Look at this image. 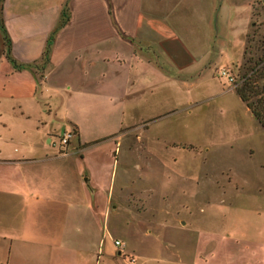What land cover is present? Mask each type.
<instances>
[{
  "label": "crops",
  "instance_id": "0c3cea01",
  "mask_svg": "<svg viewBox=\"0 0 264 264\" xmlns=\"http://www.w3.org/2000/svg\"><path fill=\"white\" fill-rule=\"evenodd\" d=\"M254 1L0 0V264H264L262 206L232 221L189 220L187 204L150 226L126 218L121 251L107 225L126 107L221 96L198 84L240 58L246 28L217 42L214 17L228 11L233 34ZM55 131L72 132L63 154Z\"/></svg>",
  "mask_w": 264,
  "mask_h": 264
},
{
  "label": "rangeland",
  "instance_id": "374dc122",
  "mask_svg": "<svg viewBox=\"0 0 264 264\" xmlns=\"http://www.w3.org/2000/svg\"><path fill=\"white\" fill-rule=\"evenodd\" d=\"M248 16L244 6L235 18L236 30L232 34L228 26L231 15L222 9L219 17H214L217 42L238 43L241 37L237 30L240 33L242 25L246 28L243 47L246 34L253 38L251 44L264 39V1L255 0L249 19ZM241 56L231 64L229 58L222 57L211 68L213 78L198 84L200 91H204L206 84L211 85V91L220 88L221 96L184 100L183 94L175 93L126 107L122 116L126 123L114 136L109 204L116 205L118 210L117 217L107 221L114 238L125 240L126 218L150 226L159 219L172 218L178 204L190 207V215L181 211L182 216L203 223L217 221L222 212L232 221L264 207L262 193L257 192L259 186L264 188V130L230 91L241 72ZM222 67L230 72L232 81L220 77ZM107 129L100 126L94 133ZM58 133L54 132L50 146L62 150ZM127 256L123 254L125 263ZM117 264L124 262L118 260Z\"/></svg>",
  "mask_w": 264,
  "mask_h": 264
},
{
  "label": "trees",
  "instance_id": "16d2710c",
  "mask_svg": "<svg viewBox=\"0 0 264 264\" xmlns=\"http://www.w3.org/2000/svg\"><path fill=\"white\" fill-rule=\"evenodd\" d=\"M65 9L62 11L60 24L65 21ZM246 43L242 50L241 72L234 81V91L245 107L264 130V39L253 41L246 34ZM49 39L44 53L47 52Z\"/></svg>",
  "mask_w": 264,
  "mask_h": 264
},
{
  "label": "built area",
  "instance_id": "2783aa9c",
  "mask_svg": "<svg viewBox=\"0 0 264 264\" xmlns=\"http://www.w3.org/2000/svg\"><path fill=\"white\" fill-rule=\"evenodd\" d=\"M219 75L221 78H223L225 81L230 82L232 81V76L230 75V72L225 68L222 67L219 70ZM72 137V132L70 131H63L60 133L59 138H58V142L60 145H63V147L68 143V141L70 140V138ZM63 149V148H62ZM61 154H63L64 152L62 150L59 151ZM112 243L115 247L118 248V250H122L124 243L121 240L118 239H113ZM127 263L128 264H133L134 260L132 258V256H127Z\"/></svg>",
  "mask_w": 264,
  "mask_h": 264
}]
</instances>
